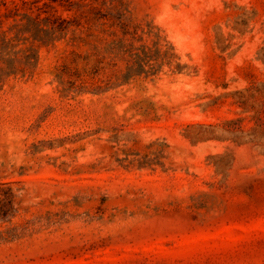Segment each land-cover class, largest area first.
<instances>
[{"label": "rangeland", "instance_id": "1", "mask_svg": "<svg viewBox=\"0 0 264 264\" xmlns=\"http://www.w3.org/2000/svg\"><path fill=\"white\" fill-rule=\"evenodd\" d=\"M0 264H264V0H0Z\"/></svg>", "mask_w": 264, "mask_h": 264}]
</instances>
